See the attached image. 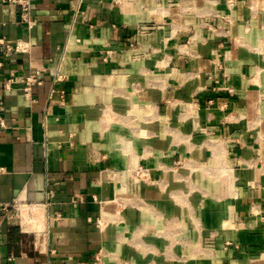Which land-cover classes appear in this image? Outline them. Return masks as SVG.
Listing matches in <instances>:
<instances>
[{
    "label": "crops",
    "instance_id": "1",
    "mask_svg": "<svg viewBox=\"0 0 264 264\" xmlns=\"http://www.w3.org/2000/svg\"><path fill=\"white\" fill-rule=\"evenodd\" d=\"M32 18L0 1V264H264V0Z\"/></svg>",
    "mask_w": 264,
    "mask_h": 264
},
{
    "label": "built area",
    "instance_id": "2",
    "mask_svg": "<svg viewBox=\"0 0 264 264\" xmlns=\"http://www.w3.org/2000/svg\"><path fill=\"white\" fill-rule=\"evenodd\" d=\"M2 3L14 4L19 7L21 22L26 23L29 28L32 27L35 23V20L32 18V3L34 0H0ZM0 51L5 55H9L13 52H27L29 49V43L23 40H12L6 39L4 37H0ZM1 65V64H0ZM16 77L13 75L12 78L7 80L4 85L6 88H10L11 82L15 81ZM23 90L25 96L27 98L32 97V89L35 85H41L43 83V79L41 77V71L36 70L27 75L24 79H22ZM0 121L4 124V120L0 117ZM97 200V197H94ZM17 203L9 204L5 206V210L7 207H15ZM105 254L103 250H98L94 254V259L91 264H105L104 261Z\"/></svg>",
    "mask_w": 264,
    "mask_h": 264
}]
</instances>
